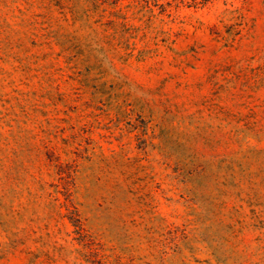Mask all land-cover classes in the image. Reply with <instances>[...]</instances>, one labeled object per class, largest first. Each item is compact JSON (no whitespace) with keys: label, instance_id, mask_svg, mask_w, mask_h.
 I'll return each mask as SVG.
<instances>
[{"label":"rangeland","instance_id":"obj_1","mask_svg":"<svg viewBox=\"0 0 264 264\" xmlns=\"http://www.w3.org/2000/svg\"><path fill=\"white\" fill-rule=\"evenodd\" d=\"M0 264H264V0H0Z\"/></svg>","mask_w":264,"mask_h":264}]
</instances>
